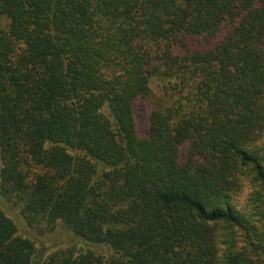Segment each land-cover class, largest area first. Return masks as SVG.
<instances>
[{"label": "trees", "instance_id": "trees-1", "mask_svg": "<svg viewBox=\"0 0 264 264\" xmlns=\"http://www.w3.org/2000/svg\"><path fill=\"white\" fill-rule=\"evenodd\" d=\"M0 264H264V0H0Z\"/></svg>", "mask_w": 264, "mask_h": 264}, {"label": "rangeland", "instance_id": "rangeland-1", "mask_svg": "<svg viewBox=\"0 0 264 264\" xmlns=\"http://www.w3.org/2000/svg\"><path fill=\"white\" fill-rule=\"evenodd\" d=\"M16 222L18 224L19 230L20 232H22L23 234L34 238L33 236L35 235L30 229V231L26 228L24 222L20 219V218H16ZM60 231V230H59ZM58 230L56 231L57 233L53 236L54 238H51V235L46 236V237H42L40 238L38 244L40 245L41 248L47 250V249H52L54 247H56L59 243L58 239L56 238L57 234H59ZM59 232V233H58Z\"/></svg>", "mask_w": 264, "mask_h": 264}]
</instances>
